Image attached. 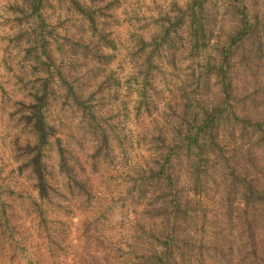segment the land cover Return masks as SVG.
Segmentation results:
<instances>
[{"label": "rangeland", "instance_id": "374dc122", "mask_svg": "<svg viewBox=\"0 0 264 264\" xmlns=\"http://www.w3.org/2000/svg\"><path fill=\"white\" fill-rule=\"evenodd\" d=\"M23 2L0 0V264H139L151 242L141 232L147 222L140 214L147 199L137 194L143 187L138 185L141 170L154 155L158 131L169 135L182 109L217 102L213 65L233 25L225 10L221 30V11L231 1L206 3L213 31L205 46L190 53L185 35L178 36L173 55L162 52L148 66L142 63L149 49L139 52L137 38L146 39L173 3L180 6L183 0H103L100 7L109 3L104 16L109 44L102 45L99 58L94 49L92 56L82 54L73 44L80 36L84 42L89 39L87 32L79 34V17L59 0L44 1L42 34L56 65L58 47L72 48L67 53L73 59L63 69L69 71L70 83L91 91L87 106L92 112L83 113L53 83L45 116L85 189L58 169L55 146L50 145L44 152L53 188L48 200L37 198L27 171L18 168L15 140L23 141L26 130L17 122L16 101L26 100L42 75L32 59L34 50L24 49L26 35L33 37L30 23L18 24ZM263 4L257 0L254 6L262 23ZM102 132L106 144L97 148ZM196 189L187 195L191 202L181 224L184 242L175 249L173 264H221V175L201 178Z\"/></svg>", "mask_w": 264, "mask_h": 264}, {"label": "trees", "instance_id": "16d2710c", "mask_svg": "<svg viewBox=\"0 0 264 264\" xmlns=\"http://www.w3.org/2000/svg\"><path fill=\"white\" fill-rule=\"evenodd\" d=\"M44 1L24 0L18 9L21 15L18 24L30 23L35 41L32 44L33 40L27 39L25 33L24 49L27 53L34 50L32 59L42 75L28 92V98L16 101L17 122L26 133L23 141L15 142L20 157L18 168L27 171L37 198L48 200L53 188L47 181L44 152L50 145L55 146L58 169L80 189H85L82 179L75 178L56 129L45 116L55 90L53 83L63 88L83 113L91 116L92 112L87 106L91 91L87 94L80 83H70V73L63 69L64 62L73 59L74 55L67 53L72 48L58 47L61 55L56 65L48 39L42 34L46 25L41 13ZM102 1L59 0L79 17V34L87 32L89 38L84 42L80 36L72 39L73 44L80 46L82 54L92 56L94 49L97 58L103 55L102 45L109 44L104 21L109 3L100 7ZM230 1L229 8L222 4L221 30L225 10L231 12L233 25L213 65L217 102L198 110L182 109L169 135L158 131L154 155L141 170L142 180L138 185L143 187L137 194L147 199L140 213L147 219L141 232L151 242L148 240V246L141 252L139 264H173L175 253L179 252L175 249L183 241L181 224L191 202L188 193L196 192L201 178L214 179L219 175L221 264H264V23L254 7L257 0ZM207 2L183 0L180 6L173 3V9L160 17L158 27L146 39L137 38L139 52L149 49L142 64L152 65L154 56L162 52L173 55L178 36L185 35L190 53L205 46L213 31L207 22ZM92 37L97 40L91 41ZM144 72L143 78L148 71ZM140 94L144 96L143 92ZM98 137L97 148L106 144L105 133Z\"/></svg>", "mask_w": 264, "mask_h": 264}]
</instances>
